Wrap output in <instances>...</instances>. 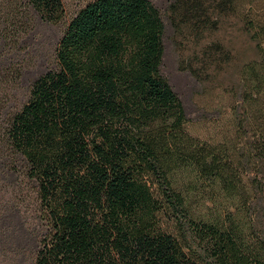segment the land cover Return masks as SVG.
Segmentation results:
<instances>
[{
    "label": "trees",
    "instance_id": "obj_1",
    "mask_svg": "<svg viewBox=\"0 0 264 264\" xmlns=\"http://www.w3.org/2000/svg\"><path fill=\"white\" fill-rule=\"evenodd\" d=\"M15 1L0 0L6 46L33 29L17 26L27 11L65 22L63 0ZM168 18L198 47L194 74L233 88L223 137L189 130L162 73L161 11L88 2L66 21L56 67L0 122V176L19 189L8 204L42 227L32 264H264V0H173ZM2 227L0 214V246Z\"/></svg>",
    "mask_w": 264,
    "mask_h": 264
},
{
    "label": "rangeland",
    "instance_id": "obj_2",
    "mask_svg": "<svg viewBox=\"0 0 264 264\" xmlns=\"http://www.w3.org/2000/svg\"><path fill=\"white\" fill-rule=\"evenodd\" d=\"M90 1L63 0L66 19L59 24L43 20L32 11H27V16L20 14L23 17L17 26L21 27L25 21L30 20L29 27L33 29L26 36L21 33L22 37L14 47L6 46L0 40V122L8 111L19 108L28 99L31 84L39 75L56 67V46L65 30L66 21ZM150 1L161 11L167 26L162 73L185 104L191 133L201 140L215 142L223 137L226 129L233 88L229 83L209 84L194 74L190 66L198 67L200 64L195 55L198 47L188 37L174 30L168 18V7L173 0ZM25 4L26 0H16L15 11L27 10ZM231 32V28L226 30L228 38ZM237 41H242V38ZM16 186L13 178L4 181L0 176L2 232L9 241L7 245L0 246V264H32L35 238L42 230L40 225L37 229L32 226V223L37 222L32 210L25 211L24 207L21 216L13 213L8 202L13 204L16 201L19 190ZM31 194L29 192V196ZM261 203L264 206V201L261 200ZM198 205V211H205L202 203ZM164 224L177 233L175 224L168 221Z\"/></svg>",
    "mask_w": 264,
    "mask_h": 264
}]
</instances>
